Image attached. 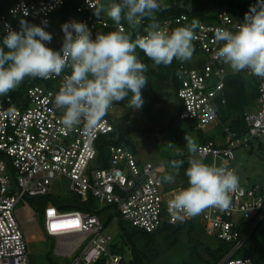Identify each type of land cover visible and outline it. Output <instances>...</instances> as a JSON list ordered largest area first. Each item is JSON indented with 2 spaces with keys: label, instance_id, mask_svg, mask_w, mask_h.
<instances>
[{
  "label": "built area",
  "instance_id": "2783aa9c",
  "mask_svg": "<svg viewBox=\"0 0 264 264\" xmlns=\"http://www.w3.org/2000/svg\"><path fill=\"white\" fill-rule=\"evenodd\" d=\"M109 1L112 0H76L74 14L66 22L85 23L92 37L100 25L110 24L105 13L100 17L94 15L93 7L105 6ZM164 1L158 0L162 4ZM191 1L186 0L184 7L187 8ZM64 4L65 0H14L7 12L0 11V30L4 33L7 24L19 31L13 21L22 16L40 24L46 20L45 30L50 32L52 13ZM23 7L28 10L27 16L23 15ZM13 9L17 10L15 14ZM216 13L217 21H200L195 29L193 42L204 55V64L199 67L180 65L178 116L192 121L197 129L210 125L222 128L223 137L198 143V156L212 157L217 166L235 172L232 166L235 150L248 146L255 138L264 137V79L253 76L259 95L255 106L245 113L246 132L238 134L219 120L218 104L226 102L225 80L230 71L227 65L214 58L222 44L216 42L215 31L218 28L234 31L243 18L232 15L225 6H218ZM186 20V13H180L163 19L159 25L171 31ZM145 23L146 20L141 25ZM52 37L46 46L59 51L63 33L61 37ZM69 73L70 69H65L60 76L48 80L26 78L23 97H15L11 92L0 95V264H31L29 240L16 206L22 199L47 196L58 178H67L80 200L93 197L99 204L113 206L120 218L143 231L152 232L165 220L177 223L193 218L182 212L173 213L168 208L173 193L187 186L168 187L163 182L160 167L142 160L129 146L111 144L108 165H96L98 140L115 128L113 107L94 129H89L84 121L71 131L63 129L62 111L56 108L54 98L63 76ZM43 217L44 231L56 238V253L71 259L69 263L59 264H121L123 255L112 236L104 232L106 225L98 213L60 208L52 200L46 203ZM195 217L203 219L218 239L233 244L216 264H264V260L255 262L248 257L233 256L264 219V187L261 184L239 185L231 193L228 209L209 207ZM68 221L75 225H61Z\"/></svg>",
  "mask_w": 264,
  "mask_h": 264
},
{
  "label": "clouds",
  "instance_id": "9594fccd",
  "mask_svg": "<svg viewBox=\"0 0 264 264\" xmlns=\"http://www.w3.org/2000/svg\"><path fill=\"white\" fill-rule=\"evenodd\" d=\"M93 8L98 17L105 13L116 30L97 32L92 39L85 23L66 22L61 26L63 41L59 51L46 46L53 38L45 30L46 20L40 26L21 18L19 31L5 24L0 38V95L15 90L26 78L48 80L70 69L54 98L56 108L62 111L60 123L66 132L82 121L94 129L115 104L127 100L129 109L142 108L141 90L148 84V66L138 58L137 48L157 66H169L174 59L181 63L191 60L198 20L171 31L161 28L156 20L161 10L158 0H112L106 7ZM16 11L13 9V14ZM28 14L23 7V15ZM145 19L150 21L146 34H136L133 39ZM122 22L127 24V30ZM215 40L222 42L215 59L234 73L247 71L264 79V0L250 6L234 31L218 28ZM184 138L189 153L185 171L188 186L173 193L169 210L195 217L209 207L228 209L231 193L239 187V177L224 166L203 162L196 140L186 134ZM183 163L171 161L173 171L163 177V182L174 183Z\"/></svg>",
  "mask_w": 264,
  "mask_h": 264
},
{
  "label": "rangeland",
  "instance_id": "374dc122",
  "mask_svg": "<svg viewBox=\"0 0 264 264\" xmlns=\"http://www.w3.org/2000/svg\"><path fill=\"white\" fill-rule=\"evenodd\" d=\"M204 55L199 53L197 57ZM147 78L156 80L150 73V68L157 69L154 63L147 65ZM229 71H232L228 66ZM26 82V79L23 83ZM156 89V88H155ZM144 104L141 109H129L127 100L124 104H115L112 108L115 127L121 135L127 136V130H132V137L136 154L144 161H151L160 167L163 177L171 173V161L183 160V165L175 174V180L182 177V171L188 167L189 153L186 147L185 134L193 137L197 144L202 135L223 137L222 128L208 126L197 129L188 119L171 121L180 107V99L172 87H166L161 102H156V92L141 90ZM156 93V94H155ZM262 141V148L259 142ZM170 143L172 146L170 147ZM251 146L239 147L235 150L236 159L232 162L235 174L239 177V185L259 183L264 187V137L255 138ZM207 164H213L212 157H199ZM167 184L173 187L181 183ZM46 198L33 197L22 199L17 203L16 210L29 240V254L31 264H50L65 261L70 258L56 253V238L48 236L43 228L42 209L52 198L77 197L70 188V181L63 177L54 181L52 190ZM98 215L106 224L104 232L113 238L119 253L124 256L121 264H212L213 249L219 244V240L210 226H206L203 219L193 217L177 222V228L164 230L154 234L139 233L132 240L125 233L131 229V225L123 220L121 225L115 207L105 206L95 201ZM65 209H70L65 206ZM42 211V210H41ZM264 235V219L248 240L257 241ZM135 246L134 252L132 247Z\"/></svg>",
  "mask_w": 264,
  "mask_h": 264
},
{
  "label": "trees",
  "instance_id": "16d2710c",
  "mask_svg": "<svg viewBox=\"0 0 264 264\" xmlns=\"http://www.w3.org/2000/svg\"><path fill=\"white\" fill-rule=\"evenodd\" d=\"M14 0H1L0 1V11L7 12L10 5L13 3ZM112 1H109L105 4V7ZM165 3L162 4L161 2V10L156 13V20L160 23L163 19L171 18L174 16L179 15L180 13H186L187 20L184 24H178L176 27L184 26L191 24L193 19L203 22H212L217 21V13L216 8L218 6H225L229 13L232 15L244 18L246 12L249 11L250 6L255 5L257 0H192L187 8L184 7V3L186 0H178L177 3L174 0H165ZM180 4L182 6H180ZM76 8V0H65V4L62 8L55 10L52 13L53 21L51 25L48 27L49 31L54 36H62V25L66 23V21L74 14V10ZM23 18L26 19L28 22L40 25L37 20L32 19L30 17H19L14 19V24L16 25L17 29L19 30L20 24L19 20ZM146 23L140 25L136 30V33L133 34V39L135 38L136 34L144 35L145 28L148 27L150 21L145 19ZM110 24L108 26L100 25L96 31L101 33H107L109 31L116 30L114 22L108 18ZM123 23V22H122ZM125 29H128L126 23ZM174 27V28H176ZM173 28V29H174ZM96 33L92 36V39H95ZM3 32L0 30V38L3 36ZM197 44L193 42L194 52L193 56L190 61L181 63L180 61L174 59L171 65L164 66L159 65L157 69L150 68V73L154 75L156 80H151L148 78V84L142 89L144 91H148L150 93L158 91L156 95H154L155 101L161 102L164 97V91L166 92V87H172L177 94L180 82L178 80L177 72H180V65L186 64L190 67H199L204 64L206 59L203 57L198 56L197 54L201 53L200 50L196 47ZM136 54L141 62L145 63L146 65L153 63L150 59H148L144 53L137 48ZM156 88V89H155ZM225 91H226V102L218 104V111H219V120L221 122H225L229 125V127L236 131L238 134L247 131V125L245 122V113L248 109H251L256 104V99L259 95L257 83L254 78L250 77L246 72H229L225 80ZM15 97H23L26 94V84L22 83L18 88L15 90L10 91ZM125 101L119 103L124 104ZM180 107H181V102ZM179 107V109H180ZM178 109V111H179ZM178 111L171 119V121H178L181 120L178 116ZM116 126V125H115ZM132 133V130H127V136L121 135L120 132L115 127L112 132L107 135H103L98 140V150L99 155L96 159V165L100 167H104L108 165V159L110 154L109 146L111 144H124L129 146L133 151L136 152L135 143L129 135ZM209 138H213L211 135H202L200 137V143L205 142ZM260 138V137H258ZM254 140V139H253ZM253 140L250 142L248 146L253 148ZM262 141L259 142V147L262 148ZM255 184V183H253ZM48 196L40 197L46 198ZM33 198V197H32ZM54 202L60 207L64 208L65 206L69 207L70 209L79 208L83 210H92L98 213V209L96 208L95 201L93 197H90L86 201L80 200L78 197L68 199V198H52ZM45 207V206H44ZM44 207L38 211V213L44 214ZM42 210V211H41ZM115 214H117L115 212ZM119 217V214H118ZM121 225H123V219L119 217ZM177 223H170L168 221H163L161 225L152 232L143 231L133 227L131 224V229L128 231L124 228L125 235L132 240L133 237L139 235V233L143 234H154L161 231L171 230L177 228ZM106 225V224H105ZM259 226V225H258ZM258 226L252 231V233L248 236L245 240V243L242 247L237 249L233 256L235 257H248L254 260L255 262H260L264 260V235L257 241H250L248 240L253 236V233L258 228ZM233 247V244L229 241L219 240V244L213 249V262L212 264H216L220 261ZM136 251L135 246L132 247V252ZM124 259V256H123ZM123 261V260H122ZM56 264V263H50ZM134 264H137L135 262Z\"/></svg>",
  "mask_w": 264,
  "mask_h": 264
},
{
  "label": "crops",
  "instance_id": "0c3cea01",
  "mask_svg": "<svg viewBox=\"0 0 264 264\" xmlns=\"http://www.w3.org/2000/svg\"><path fill=\"white\" fill-rule=\"evenodd\" d=\"M230 72H233V71H230ZM248 74L250 77L254 78L252 75H250L249 73H246ZM200 143V142H199ZM177 180H175V183H176ZM177 183H181V184H178V185H184V186H188V178L187 176L185 175V171H182V177L180 179H178ZM169 184V183H167Z\"/></svg>",
  "mask_w": 264,
  "mask_h": 264
},
{
  "label": "bare ground",
  "instance_id": "6f19581e",
  "mask_svg": "<svg viewBox=\"0 0 264 264\" xmlns=\"http://www.w3.org/2000/svg\"><path fill=\"white\" fill-rule=\"evenodd\" d=\"M61 225H63V226L66 225V226L70 227V226L75 225V223H73V222H71V221H70V222L68 221V222H63V223H61Z\"/></svg>",
  "mask_w": 264,
  "mask_h": 264
}]
</instances>
